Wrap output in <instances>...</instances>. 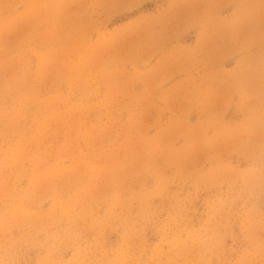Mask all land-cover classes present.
Listing matches in <instances>:
<instances>
[{
  "label": "rangeland",
  "instance_id": "obj_1",
  "mask_svg": "<svg viewBox=\"0 0 264 264\" xmlns=\"http://www.w3.org/2000/svg\"><path fill=\"white\" fill-rule=\"evenodd\" d=\"M0 264H264V0H0Z\"/></svg>",
  "mask_w": 264,
  "mask_h": 264
}]
</instances>
